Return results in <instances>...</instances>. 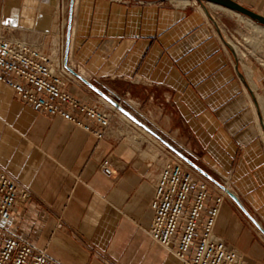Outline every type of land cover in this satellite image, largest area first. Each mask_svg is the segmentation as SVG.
Listing matches in <instances>:
<instances>
[{
	"label": "crops",
	"instance_id": "0c3cea01",
	"mask_svg": "<svg viewBox=\"0 0 264 264\" xmlns=\"http://www.w3.org/2000/svg\"><path fill=\"white\" fill-rule=\"evenodd\" d=\"M142 1L74 0L68 66L189 154L264 229V116L252 88L264 94V70L245 69L193 0ZM235 1L264 15V0ZM67 4L0 0V37L56 72ZM67 89L88 105L98 97L78 79ZM88 124L35 111L0 82V167L32 197L11 209L8 225L61 264H186L146 233L162 158L121 136L122 119L104 132ZM105 157L109 177L98 166ZM224 192L212 182L201 220L223 195L214 234L246 264H264V234Z\"/></svg>",
	"mask_w": 264,
	"mask_h": 264
},
{
	"label": "built area",
	"instance_id": "2783aa9c",
	"mask_svg": "<svg viewBox=\"0 0 264 264\" xmlns=\"http://www.w3.org/2000/svg\"><path fill=\"white\" fill-rule=\"evenodd\" d=\"M119 1L127 4L133 0ZM0 82L35 111L60 116L87 130L91 129L88 121L98 123L101 132L110 126L111 108L100 96L91 105L81 102L67 89L69 83L77 82L70 72L64 67L54 72L36 50L20 42L12 44L4 36L0 37ZM166 154L156 177L150 204L153 217L147 235L182 263L246 264L242 254L213 232L223 195L215 200L202 221L201 212L212 182L171 150H166ZM98 166L105 176L112 175L110 157L102 159ZM31 199L28 187L0 167V264H61L8 225L11 209L22 207Z\"/></svg>",
	"mask_w": 264,
	"mask_h": 264
},
{
	"label": "rangeland",
	"instance_id": "374dc122",
	"mask_svg": "<svg viewBox=\"0 0 264 264\" xmlns=\"http://www.w3.org/2000/svg\"><path fill=\"white\" fill-rule=\"evenodd\" d=\"M193 3L195 7L201 9L200 5H198L196 1ZM205 5H207L212 19H214L217 23L219 32L223 35L224 39L232 47H234L235 54L239 61L243 62L244 68L246 66L250 67L254 64L257 65L261 70H264V25H260L250 18H246L245 16L233 10H227V8L222 6L218 5L217 7L216 5L208 3H205ZM205 18L211 24L212 28L215 29L212 22L206 16ZM252 88L254 89V93H256V95L263 96L264 99V94L262 91L258 90L257 88L255 89L254 86H252ZM108 104L110 106V103ZM110 108V125L114 121H118V119H122L124 122H127V125H122L119 128L117 126V132L121 134V136L123 135L129 138L132 142H143V147L147 146L154 155H159V158H162L160 163L163 161L165 163L167 159L166 150L170 149H168L166 146H163V143L155 136L150 135L145 130H141L143 128L128 122L123 116L121 117L122 113H120L119 110L112 106H110ZM165 138L170 140L166 136ZM148 139H150V142ZM151 140L154 141L156 145H153ZM161 149L164 150V154H162Z\"/></svg>",
	"mask_w": 264,
	"mask_h": 264
},
{
	"label": "water",
	"instance_id": "95a60500",
	"mask_svg": "<svg viewBox=\"0 0 264 264\" xmlns=\"http://www.w3.org/2000/svg\"><path fill=\"white\" fill-rule=\"evenodd\" d=\"M198 5H200L203 14L212 22L213 26L217 30L218 33L219 29L217 26V23L214 19H212V16L207 8L208 4L216 5V6H222L224 8H227L229 10H233L246 18H250L251 20L257 22L258 24L264 25V15L259 14L252 9L243 6L242 4H239L235 0H195ZM74 0H69L68 4V16H67V28H66V35H65V48H64V57H63V66L78 80L82 81L91 91H93L96 95L100 96L104 101L110 103L114 108H117L120 113H122L130 122H133L135 125H138L139 127L143 128L145 131H147L150 135L155 136L157 139H159L164 146H166L168 149H170L174 154H176L179 158H181L185 163H187L189 166H191L194 170L198 171L202 176L206 177L208 180L212 181L214 184H216L219 188L222 190H225V192L228 194V196L235 202V204L240 207L242 212L246 215L247 218L250 219V221L259 229L260 232L264 234V229L259 224V222L256 220V218H253L250 213L247 211V209L244 207L243 204L238 200L236 195L229 190L225 185H223L220 181H218L214 176H212L210 173H208L205 169H203L198 163L194 162V160L190 157L189 154H187L184 150L179 149L171 140H167L163 135H161L159 132H157L154 128H152L150 125H148L146 122L142 121L137 115H135L133 112H131L126 106L122 103H120L116 96L112 94L110 91H104L100 87H98L95 83L88 81L85 79L80 73L73 70L71 67L68 66L67 60H68V44H69V34L71 29V18H72V8H73ZM221 38L223 39V43L226 47L230 49V51L235 54V49L232 47L223 37V35L220 33ZM236 56V54H235ZM235 72L237 76L244 82V75L239 70L238 63H235ZM260 119V122H262V119Z\"/></svg>",
	"mask_w": 264,
	"mask_h": 264
},
{
	"label": "bare ground",
	"instance_id": "6f19581e",
	"mask_svg": "<svg viewBox=\"0 0 264 264\" xmlns=\"http://www.w3.org/2000/svg\"><path fill=\"white\" fill-rule=\"evenodd\" d=\"M195 0H193L194 2ZM68 4H69V0H68ZM68 4H67V9H68ZM218 7V6H217ZM228 10V9H227ZM68 12V11H67ZM66 23V22H65ZM67 25V24H66ZM61 39H65V30L62 31V34H61ZM65 41V40H64ZM257 99H258V102L261 103V106H262V109H263V116H264V103H263V99H262V96H259L257 95ZM106 102V101H105ZM108 102H106L107 104ZM109 105V104H108ZM110 106H112L110 104ZM113 107V106H112ZM117 109V108H116ZM118 110V109H117ZM123 117H125L123 114H121ZM126 118V117H125ZM264 118V117H263ZM127 119V118H126ZM128 120V119H127ZM129 121V120H128ZM130 122V121H129ZM132 124H134L133 122H131ZM139 128V127H138ZM141 130H144V129H141ZM164 146V145H163ZM230 190V189H229Z\"/></svg>",
	"mask_w": 264,
	"mask_h": 264
}]
</instances>
